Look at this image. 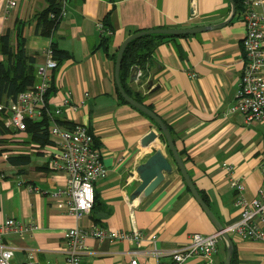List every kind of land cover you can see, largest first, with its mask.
Listing matches in <instances>:
<instances>
[{
	"label": "crops",
	"instance_id": "obj_1",
	"mask_svg": "<svg viewBox=\"0 0 264 264\" xmlns=\"http://www.w3.org/2000/svg\"><path fill=\"white\" fill-rule=\"evenodd\" d=\"M8 1L0 0V36L10 32L16 45L17 27L24 23L26 49L36 58L37 77L52 43L68 54L52 74L49 107L62 108L58 119L64 126L89 127L108 169L107 177L96 184L95 208L78 219L59 207L55 195L67 177L48 167L53 141L40 143L28 130L13 128L0 134V223L14 218L35 228L24 239L16 234L2 238L14 249V262L25 264L33 252L40 264H66L65 233L74 227L87 231L96 223L106 230L138 229L145 238L138 245L90 236L82 264H131L133 259L138 264H158L189 243L193 234L220 232L187 186L165 138L143 146L144 139L158 129L147 115L121 99L113 56L139 31L223 23L232 14L230 1L57 0L66 16L51 37L37 32L38 14L49 7L50 0H17L10 10ZM262 1L259 11L264 13ZM101 21L113 29L108 40L98 31ZM245 35L240 16L218 29L166 40L149 60L147 75L139 67L142 77L137 81L130 77L125 83L171 129L190 177L225 229L241 218L233 180L244 185L248 202L264 188V124H248L243 115L228 113L244 71ZM68 96L76 110L63 105ZM155 146L172 160L174 171L148 197L132 200L142 183L137 169L156 151ZM228 234L234 243L232 264H264L263 241ZM153 235L155 244L150 239ZM228 246L222 237L213 264H225ZM183 264L206 262L196 256Z\"/></svg>",
	"mask_w": 264,
	"mask_h": 264
},
{
	"label": "built area",
	"instance_id": "obj_2",
	"mask_svg": "<svg viewBox=\"0 0 264 264\" xmlns=\"http://www.w3.org/2000/svg\"><path fill=\"white\" fill-rule=\"evenodd\" d=\"M17 0H9L8 10L16 6ZM262 0H245L243 22L246 35L242 41L244 71L239 85L237 99L230 108L229 115L240 114L246 123L264 124V13L259 11ZM66 16L64 7L57 19ZM50 17L56 19L51 13ZM102 37L112 36L113 30L103 21L97 25ZM46 63L38 70L39 81L21 92L15 100L0 104V111L7 113L6 125L9 128L26 132L28 121H40L47 114L51 119L49 136L54 143V149L48 156V167L58 173L66 175V185L55 194L59 198V207L67 214L77 218L89 215L95 205L96 184L108 175V169L103 163V155L96 145V139L88 126L76 124L71 128L59 124L56 119L62 114V108H49L48 91L52 85V74L58 68V60L50 47L46 51ZM139 77L142 73L139 72ZM74 100L68 96L63 105L72 107ZM233 187L238 191L236 205L241 211L239 221L212 235L195 233L189 243L180 246L168 254V260H159L158 264H183L192 257H202L206 264H213L214 256L218 252L219 240L223 233H236L244 239L264 242V188L260 189L256 197L248 202L243 194L244 185L233 180ZM33 226L24 224L14 218H8L0 223V264H17L14 262V249L3 243L2 238L9 234H16L22 239L32 231ZM66 264H82L86 250V239L93 237L98 241H134L140 245L145 238L138 229L131 232L122 230H106L100 224H94L90 230L74 227L65 233ZM155 244L157 237H150ZM160 254V253H157ZM161 257V255H160ZM25 264H40L33 252H29ZM131 264H138L133 259Z\"/></svg>",
	"mask_w": 264,
	"mask_h": 264
},
{
	"label": "trees",
	"instance_id": "obj_3",
	"mask_svg": "<svg viewBox=\"0 0 264 264\" xmlns=\"http://www.w3.org/2000/svg\"><path fill=\"white\" fill-rule=\"evenodd\" d=\"M233 1L236 5V15L233 18L234 20L236 17L243 16L246 6L245 0ZM49 3V7L38 14L37 32L45 37H51L58 28V25L61 21V19H57L59 14L61 13V5L57 0H50ZM51 13L57 16L56 19H52L50 17ZM106 20L109 21V16H107ZM23 27V22H21L17 27L16 36L18 42L16 45L13 44L12 34L10 32L0 36V103L4 102L6 104L9 100H15L21 92L27 90L29 87L35 85L39 81L38 77L36 76V58L30 56L27 52L26 39L23 34ZM110 37L111 36H104V40H108L107 38ZM174 38L176 37L169 35L152 34L136 38L128 44L123 57L120 77L121 82L128 94L139 102L143 103V99L138 95L132 94V92L127 88L125 84L128 78H130L131 76L132 68L134 66L140 67L144 72V76L147 75L145 73V71L147 70L146 68L148 67L147 64L149 63V60L153 56L156 49L166 40ZM52 49L54 51L55 58L58 60V63L68 57V54L66 52H63L57 48L55 42L52 43ZM2 57H4V60L2 59ZM113 59L116 60L117 55H114ZM145 79L146 78H144V80ZM52 90L53 83L47 94L48 99L53 92ZM120 97L124 102H126L121 95ZM49 108L51 111H53L51 107ZM7 117V113H5L4 111H0V134L10 131V128L8 126L7 129L5 127V121ZM151 120L155 123L153 119ZM56 121L59 124L64 125L59 119H56ZM50 124L51 119L46 114L45 117L40 121H28L27 130L31 133V136L34 139L40 141V143H45L50 138ZM71 127L68 126V128ZM180 155L182 156L183 154L180 153ZM12 162H14L15 164L20 163L17 162L15 158H12ZM95 205L93 209L95 208Z\"/></svg>",
	"mask_w": 264,
	"mask_h": 264
},
{
	"label": "water",
	"instance_id": "obj_4",
	"mask_svg": "<svg viewBox=\"0 0 264 264\" xmlns=\"http://www.w3.org/2000/svg\"><path fill=\"white\" fill-rule=\"evenodd\" d=\"M232 5V14L230 18L227 19L225 22L220 23L218 25H210V26H202V27H193V28H160V29H151L146 31H140L130 35L121 45L117 59H116V67H115V80L116 85L118 87L119 93L122 98L131 106L135 107L142 113L149 116L153 119L156 123V127L158 131L153 130L143 141V146H147L149 143L154 142L155 140L159 139L163 136L167 143V148L172 156L173 162L176 164L178 170L181 172L182 177L184 178L187 186L189 187L190 191L192 192L193 196L200 204V206L206 211L208 216L214 221L220 231H224L225 228L221 225V223L216 219L213 215L210 207L198 191L194 181L190 177L188 170L186 168L185 162L182 159L177 147L176 142L173 138V135L166 124V122L148 105L145 103L139 102L132 96L128 94L125 90L122 82H121V68L125 50L128 44L136 39L146 35L152 34H161V35H169L173 37H184V36H191L198 33L206 32L209 30L218 29L228 25L231 20H233L234 16L236 15V5L233 0H229ZM140 69L137 66H134L131 71V80H138L139 78ZM134 73V74H133ZM149 84V83H148ZM147 84V85H148ZM152 84L148 85V89H151ZM156 151L151 154V156L141 164L137 171L142 180L140 186L136 189V191L132 194L131 199L135 200L139 197H148L150 194L156 190L160 184L164 181L166 175H171L174 171L173 162L170 158L166 157L159 146L154 147ZM153 151V149H152ZM223 237L228 241V250H227V257L225 264H232V257L234 254V243L230 238L227 232L223 233Z\"/></svg>",
	"mask_w": 264,
	"mask_h": 264
},
{
	"label": "bare ground",
	"instance_id": "obj_5",
	"mask_svg": "<svg viewBox=\"0 0 264 264\" xmlns=\"http://www.w3.org/2000/svg\"><path fill=\"white\" fill-rule=\"evenodd\" d=\"M227 165V164H226ZM227 167V166H226ZM79 219V218H78Z\"/></svg>",
	"mask_w": 264,
	"mask_h": 264
}]
</instances>
